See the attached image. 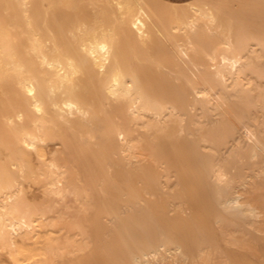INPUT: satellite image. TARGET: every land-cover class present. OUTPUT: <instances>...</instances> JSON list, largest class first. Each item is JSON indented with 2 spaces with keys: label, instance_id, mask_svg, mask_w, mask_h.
Instances as JSON below:
<instances>
[{
  "label": "bare ground",
  "instance_id": "bare-ground-1",
  "mask_svg": "<svg viewBox=\"0 0 264 264\" xmlns=\"http://www.w3.org/2000/svg\"><path fill=\"white\" fill-rule=\"evenodd\" d=\"M6 1L0 13L9 27L0 28L2 246L17 251L55 207L29 203L23 181L32 178L47 182L52 203L73 192L93 212L90 264H164L162 249L182 264L186 245L160 219L167 210L162 181L175 169L180 181L211 189L226 244L261 254L254 233L264 240V131L246 122L261 117L252 84L264 79L257 48L264 49V0L253 4L261 7L259 22L240 9L243 0H82L92 9L80 12L67 0L71 20L63 25L42 0ZM52 1L55 10L58 0ZM157 45L170 52L158 57ZM165 60L172 65L166 71L140 68ZM60 128L85 140L79 155L96 192L72 185L63 153L43 160L41 144ZM197 234L193 264L229 263L202 224ZM25 255L34 264V255Z\"/></svg>",
  "mask_w": 264,
  "mask_h": 264
},
{
  "label": "rangeland",
  "instance_id": "rangeland-1",
  "mask_svg": "<svg viewBox=\"0 0 264 264\" xmlns=\"http://www.w3.org/2000/svg\"><path fill=\"white\" fill-rule=\"evenodd\" d=\"M164 1H184V0H164ZM256 1L257 0H243L244 4L240 7V9L243 12H247L250 16L257 15L259 22L260 16H258V14L260 15L261 13V7L253 6V4ZM2 2L6 6L7 1L2 0ZM2 2L0 0V3ZM42 2L45 5V7L50 11L51 19L54 18L52 16L57 15L56 20L59 25H63L65 20L67 21L71 20V18L69 17L71 14H68L66 16L67 11L68 12L72 11L70 7V2H68L67 0H62V1L58 0V6L56 7L55 10H53L52 8L53 7L52 0H42ZM73 2L75 6L73 10H75L76 12H80L81 9L82 11L83 9L84 11L85 9L87 10L92 9V6L88 3H87L88 7L83 8L82 0H73ZM2 4H0V8H1L0 13H3L5 11V6L4 4L2 6ZM80 6L82 8H80ZM62 11L65 13L63 14ZM76 12L73 11V13ZM58 13H62L63 15L61 14L59 15ZM63 16H65L64 18L66 17L68 18L62 19ZM0 28L9 29L8 25L5 23H0ZM156 47L154 53L157 54L158 57L160 58L164 57L170 52L169 48L163 45H157ZM257 48H259V51L262 52L263 55L262 62L264 63V49L261 50L259 46ZM165 62L164 65H159V66L155 64H149L148 65L149 67L153 66L150 67V69L147 66V64H143V67L145 68H143L142 66H140V68H142V70L143 69L146 70L147 68L148 70L151 71L153 70V72H156L158 70L166 71L169 70L166 68L167 65L169 66V68L172 67V65L168 63V61L166 63ZM263 81L264 79L259 80L258 83L252 84L255 87L254 93L259 95L261 99L260 100L261 104L259 107V112H260L259 115H261L262 118L251 117L246 122L247 127L253 130H257L261 133L264 131V82ZM11 83H12L11 81H8V84ZM214 117L218 118L219 115L217 114ZM49 125L53 127L54 124L51 123ZM247 127H243L242 129L247 130ZM243 135L244 134L242 131L240 137L238 134L239 137L238 139L244 141L245 138ZM85 145H86L85 140L76 136L70 129L68 128L55 129L53 131V138L47 141L46 143L41 144L42 152H43L42 158L43 160L52 158L53 154L57 151L58 153H63L67 158L66 166L64 169L67 170L68 179L72 183V185L82 189H91L92 191H95V189L97 188L95 187V181L94 180L91 181L90 179L91 177H89L87 165L84 159H82V157H80L79 155L80 149ZM2 147H3L2 143L0 142V148ZM29 160L32 166H37L39 163L38 156L34 152H32V154L30 155ZM174 170L175 169H172L170 172L171 175H169V178L172 176L170 178L171 179L170 183H169L170 179L169 180L165 179L162 181V185L164 184V186L166 187L165 189V187L162 186L165 194L162 192L159 193V195L165 198L164 201L167 202L166 203L167 210L165 216H163L160 219L163 228L167 230L175 229L178 239L184 241L186 245L188 256L185 258L182 264H193L194 259H197L199 256V242H197L198 224H202L205 228L208 229L209 233L214 238L215 245H219L223 247L224 250L227 251L229 255L228 264H264V240L261 239L262 234L254 233V236L257 239L256 242L258 248L261 253L260 255H256L252 251L246 248L239 247L237 245L226 244L224 240V235L219 230V227H217L218 225L215 221V211H213L214 201L212 199L211 189L205 185L200 184L199 181H194V180L184 181V182L180 181L177 171ZM172 178H174L173 181ZM215 179L216 178L214 176L210 181H215ZM46 183H47L46 181H39L32 178H28L23 181L24 193L27 196V199L30 204L41 207L53 205L55 207L48 215L44 217L43 216L40 217L37 226L38 228L36 227L34 236H28L27 239H21L17 251H13L8 246H2L0 243V264H19V263L23 264V260L26 257L25 254L34 255L33 258V260L35 259L34 264H51L55 259L57 260H55V262L52 264H90V259L93 256L96 247L94 243L90 242V238L86 233L89 230L88 227L90 224V220L93 217V212L84 210L82 205V198L80 199L77 198L73 192L70 193L67 196V198H65L64 200H59L57 204L52 203L50 197L46 196V187H47ZM167 187L168 188L170 187L171 189L169 190ZM167 195L169 198L170 197L171 198L169 199ZM147 197L150 198L149 195H147ZM48 234H50L49 237ZM162 251L166 259L164 261V264H170L171 262L173 264H176L174 259L175 255L173 252H167V251L164 252L163 249ZM167 255L168 256L171 255L172 259L170 258V256L169 258H167L168 257ZM51 258L53 259V261H50L52 260ZM168 259L170 260L169 262ZM24 263L32 264L25 260Z\"/></svg>",
  "mask_w": 264,
  "mask_h": 264
},
{
  "label": "crops",
  "instance_id": "crops-1",
  "mask_svg": "<svg viewBox=\"0 0 264 264\" xmlns=\"http://www.w3.org/2000/svg\"><path fill=\"white\" fill-rule=\"evenodd\" d=\"M185 1H189V0H184V1H174V2H185Z\"/></svg>",
  "mask_w": 264,
  "mask_h": 264
}]
</instances>
